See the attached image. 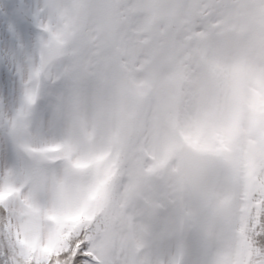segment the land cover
Masks as SVG:
<instances>
[{
    "label": "clouds",
    "instance_id": "9594fccd",
    "mask_svg": "<svg viewBox=\"0 0 264 264\" xmlns=\"http://www.w3.org/2000/svg\"><path fill=\"white\" fill-rule=\"evenodd\" d=\"M36 4V11L43 12L59 34L70 25L73 36L83 35L84 13L74 0H36ZM219 4L221 46L198 72L185 66L178 35L172 31L144 50L146 59L142 57L138 66L108 68L99 94L78 76L57 78L54 65L42 80L35 103L28 102L23 90L14 113L0 109V128L18 140L30 161L18 171L0 173L15 189L25 191V203L30 201V215L12 232L25 251L47 246L50 236L55 242L58 232L86 226H94L98 246L108 250L119 242L120 232L118 202L91 198L98 179L95 167H73L63 153L53 159L30 149L61 145L73 160L84 163L111 152L141 188L165 179L176 182L183 168L179 174L174 168L182 163L186 167L189 162H243L242 152L264 153V0H219ZM55 85L62 88L54 104L62 135L34 142L30 125L41 90ZM147 157L166 159L168 164L148 175ZM4 200L15 203V193ZM168 215L161 210L162 221ZM200 215L181 210L175 227L189 226ZM23 256L18 250L19 264H26Z\"/></svg>",
    "mask_w": 264,
    "mask_h": 264
},
{
    "label": "snow or ice",
    "instance_id": "6c2138e0",
    "mask_svg": "<svg viewBox=\"0 0 264 264\" xmlns=\"http://www.w3.org/2000/svg\"><path fill=\"white\" fill-rule=\"evenodd\" d=\"M74 5L85 19L79 39L71 34L70 25L59 34L51 20L36 11V0H13L0 24L13 37L27 34L33 25L39 30L38 56L19 69L29 103L38 99L41 82L54 65L57 78L78 76L99 94L108 68L138 66L142 57L146 59L144 50L162 34L177 33L184 64L192 72H198L221 46L219 0H74ZM30 150L53 159L63 153L73 167L96 168L91 198L118 202L119 242L108 250L100 248L92 235L94 226H86L58 232L55 242L50 236L47 246L25 251L12 232L17 222L24 223L30 215V201L25 203L24 190L0 177V264H19L18 250L24 252L26 264H188L192 237L198 238L203 253L199 264H264V153L249 149L242 152L243 162H189L186 167L182 163L174 168L177 174L183 168L176 182L165 179L141 188L111 152L84 163L73 160L61 145ZM167 164L166 159L147 157L144 170L153 175ZM13 193L15 203L4 200ZM186 209L201 215L177 229L175 217ZM161 210L169 214L163 221Z\"/></svg>",
    "mask_w": 264,
    "mask_h": 264
},
{
    "label": "rangeland",
    "instance_id": "374dc122",
    "mask_svg": "<svg viewBox=\"0 0 264 264\" xmlns=\"http://www.w3.org/2000/svg\"><path fill=\"white\" fill-rule=\"evenodd\" d=\"M12 4L13 0H0V24L8 17ZM39 41L40 33L34 25L27 34L20 33L16 37L0 27V109L9 114L14 113L23 96L19 69L26 68L28 61L38 56ZM61 91L60 85L42 88L30 125L34 142L44 143L62 135L63 129L54 118L55 100ZM29 163L21 152L18 140L7 129L0 128V173L18 171ZM186 259L188 264H199L203 259L198 238L189 240Z\"/></svg>",
    "mask_w": 264,
    "mask_h": 264
},
{
    "label": "water",
    "instance_id": "95a60500",
    "mask_svg": "<svg viewBox=\"0 0 264 264\" xmlns=\"http://www.w3.org/2000/svg\"><path fill=\"white\" fill-rule=\"evenodd\" d=\"M23 154L27 157V155L23 152ZM28 158V157H27Z\"/></svg>",
    "mask_w": 264,
    "mask_h": 264
},
{
    "label": "trees",
    "instance_id": "16d2710c",
    "mask_svg": "<svg viewBox=\"0 0 264 264\" xmlns=\"http://www.w3.org/2000/svg\"><path fill=\"white\" fill-rule=\"evenodd\" d=\"M1 101V100H0Z\"/></svg>",
    "mask_w": 264,
    "mask_h": 264
}]
</instances>
